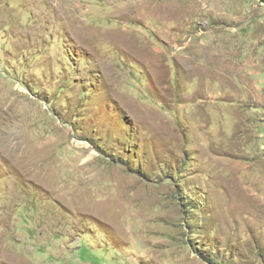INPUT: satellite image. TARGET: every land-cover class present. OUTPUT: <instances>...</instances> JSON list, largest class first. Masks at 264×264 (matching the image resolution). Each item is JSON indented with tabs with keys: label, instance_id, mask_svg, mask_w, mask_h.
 <instances>
[{
	"label": "rangeland",
	"instance_id": "rangeland-1",
	"mask_svg": "<svg viewBox=\"0 0 264 264\" xmlns=\"http://www.w3.org/2000/svg\"><path fill=\"white\" fill-rule=\"evenodd\" d=\"M0 264H264V0H0Z\"/></svg>",
	"mask_w": 264,
	"mask_h": 264
},
{
	"label": "bare ground",
	"instance_id": "bare-ground-1",
	"mask_svg": "<svg viewBox=\"0 0 264 264\" xmlns=\"http://www.w3.org/2000/svg\"><path fill=\"white\" fill-rule=\"evenodd\" d=\"M168 10V9H167ZM169 13V12H168ZM181 13V12H180ZM174 14V13H173ZM174 15H177V14H174ZM171 17V16H170ZM171 19H172V17H171ZM71 198V197H70ZM83 208V207H82Z\"/></svg>",
	"mask_w": 264,
	"mask_h": 264
}]
</instances>
